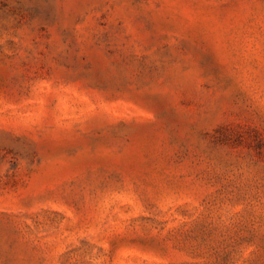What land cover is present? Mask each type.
<instances>
[{
    "label": "rangeland",
    "instance_id": "374dc122",
    "mask_svg": "<svg viewBox=\"0 0 264 264\" xmlns=\"http://www.w3.org/2000/svg\"><path fill=\"white\" fill-rule=\"evenodd\" d=\"M0 264H264V0H0Z\"/></svg>",
    "mask_w": 264,
    "mask_h": 264
}]
</instances>
